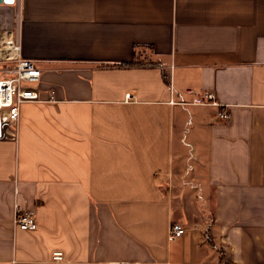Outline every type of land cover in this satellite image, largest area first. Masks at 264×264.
Instances as JSON below:
<instances>
[{
  "label": "crops",
  "instance_id": "0c3cea01",
  "mask_svg": "<svg viewBox=\"0 0 264 264\" xmlns=\"http://www.w3.org/2000/svg\"><path fill=\"white\" fill-rule=\"evenodd\" d=\"M0 33L43 71L0 139V264H264V0H0Z\"/></svg>",
  "mask_w": 264,
  "mask_h": 264
},
{
  "label": "built area",
  "instance_id": "2783aa9c",
  "mask_svg": "<svg viewBox=\"0 0 264 264\" xmlns=\"http://www.w3.org/2000/svg\"><path fill=\"white\" fill-rule=\"evenodd\" d=\"M7 37L0 38V47H9V52L2 58V62H10L7 66L0 67V139L9 136L7 128L16 125L21 116V105L26 102L42 101L38 84L41 81L43 71L32 60L25 59L21 53V44L14 35L7 34ZM194 94L190 102L195 105L220 106L214 94L206 91L203 94H196V91L189 89ZM127 102L136 101V96L128 92L125 96ZM49 101H54V90L50 91ZM227 109L219 110L217 117L220 120L229 118ZM14 225L24 231H35L37 219L33 211H27L17 206L14 213ZM186 229L180 223H173L170 228V238L182 237ZM64 259L63 251L53 253L54 261ZM120 264V263H117Z\"/></svg>",
  "mask_w": 264,
  "mask_h": 264
},
{
  "label": "bare ground",
  "instance_id": "6f19581e",
  "mask_svg": "<svg viewBox=\"0 0 264 264\" xmlns=\"http://www.w3.org/2000/svg\"><path fill=\"white\" fill-rule=\"evenodd\" d=\"M2 37L5 38L7 36L4 33H0V38H2ZM9 51H10L9 47H6V48L5 47H0V58L4 57Z\"/></svg>",
  "mask_w": 264,
  "mask_h": 264
},
{
  "label": "rangeland",
  "instance_id": "374dc122",
  "mask_svg": "<svg viewBox=\"0 0 264 264\" xmlns=\"http://www.w3.org/2000/svg\"><path fill=\"white\" fill-rule=\"evenodd\" d=\"M10 64V62H0V67H2V66H7V65H9Z\"/></svg>",
  "mask_w": 264,
  "mask_h": 264
},
{
  "label": "trees",
  "instance_id": "16d2710c",
  "mask_svg": "<svg viewBox=\"0 0 264 264\" xmlns=\"http://www.w3.org/2000/svg\"><path fill=\"white\" fill-rule=\"evenodd\" d=\"M134 63V62H133ZM132 64V63H131Z\"/></svg>",
  "mask_w": 264,
  "mask_h": 264
}]
</instances>
